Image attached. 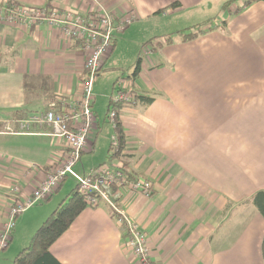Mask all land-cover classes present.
Segmentation results:
<instances>
[{"label": "crops", "instance_id": "crops-1", "mask_svg": "<svg viewBox=\"0 0 264 264\" xmlns=\"http://www.w3.org/2000/svg\"><path fill=\"white\" fill-rule=\"evenodd\" d=\"M17 1L37 7L48 2ZM175 1L180 3L176 7L171 5ZM51 5L81 13L102 5L134 11L137 20L170 12L208 13L207 20L219 24L190 39L178 32L186 28L173 32L169 26L161 32L164 39L171 36L163 50L152 53L154 59L142 58L139 74L126 80L137 95L154 99L120 111L124 146L114 160L129 175L152 179L155 189L150 196L119 189V204L146 233L149 264H264V217L246 203L264 189V1L51 0ZM219 17L227 22L221 24ZM190 44L200 48L198 55L178 52ZM83 61L81 46L46 21L23 27L0 21V229L17 198L14 186L20 187L18 197L29 195L61 147L39 128L9 134L5 123L60 100L75 103L85 75ZM210 65L228 66L227 76L210 74ZM154 95H161L163 104ZM96 116L83 154L102 132ZM108 122L111 127L105 128L117 134ZM47 213L18 216L10 243L19 227L27 235L23 243L29 242ZM124 241L110 207L101 203L87 206L51 251L62 264H139L123 248Z\"/></svg>", "mask_w": 264, "mask_h": 264}, {"label": "built area", "instance_id": "built-area-1", "mask_svg": "<svg viewBox=\"0 0 264 264\" xmlns=\"http://www.w3.org/2000/svg\"><path fill=\"white\" fill-rule=\"evenodd\" d=\"M137 20L134 11H112L102 5L94 10L79 12L71 8H46L28 4H16L6 0L0 4V21L18 26H30L38 21H46L59 28L64 37L72 44L81 46L84 53V78L82 89L75 103L63 100L53 104L51 108L29 113L25 117L7 120L4 132L9 134H32L34 128L40 134L49 135L60 142V150L53 155V162L45 169L44 180L24 198L18 197L20 187L14 186L17 197L12 201L5 213V221L0 229V253L10 241L17 217L30 207L49 198L67 176L73 177L78 191L84 196L86 204L96 207L105 203L110 207L111 214L119 223L124 234L123 248L130 251L139 264H149L150 250L146 233L137 222L132 220L119 204V189H127L150 196L155 183L147 177L129 175L115 160L111 163L91 169L81 175L74 170L80 160L89 139L97 127V116L93 110V82L97 72L102 68L104 60L110 55L118 34L124 32L129 25ZM113 102L132 106L135 102L134 89L124 80H118L113 94ZM114 107L107 117L115 127L117 116ZM116 115V118H115ZM48 127V131H42ZM62 142V143H61ZM116 149L119 143L118 134L111 136ZM35 167L34 164H32Z\"/></svg>", "mask_w": 264, "mask_h": 264}, {"label": "rangeland", "instance_id": "rangeland-1", "mask_svg": "<svg viewBox=\"0 0 264 264\" xmlns=\"http://www.w3.org/2000/svg\"><path fill=\"white\" fill-rule=\"evenodd\" d=\"M157 12L161 11L158 10ZM207 14L208 13L193 14L191 12L188 14L176 15L170 12L168 14L166 13L157 18H154L156 20L147 18L141 20L138 19L135 20L131 25H129L124 32L118 34V38L116 40L117 44L108 56L105 66H103L97 72V75L95 76L93 82V94L95 96L93 110L97 115H99L103 129L100 137L97 139L95 147L84 153L82 155V158L74 165V170L76 172L84 175L91 169L96 168L101 164L110 162L114 159L116 160V156L113 155V151L108 149L109 143L111 142V132L109 133V131L107 130L109 126L111 127L110 122H108L109 118L107 117V114L111 95L114 94V82L116 81V79L119 78V80L122 79L124 81L130 79L129 74L134 70V65L139 55H141L143 59L147 57H151L154 59V55L152 53H154L156 50H158V52H161L166 45V43L163 44V37L166 33L161 32H167V28H169V26L173 28L171 29L173 30V32H176V30L182 28H194V25L206 21L208 19V16H211ZM221 18L222 17H219L217 21L220 22ZM190 41L192 40H188L186 42ZM159 44L162 45L160 46ZM195 46L196 45L194 44H190L184 48H181L180 46L177 50L179 53H185L187 56L195 55V52L196 55H198L200 48L194 50ZM207 52L212 59L213 55L211 51L208 50ZM215 57L221 56L216 55ZM189 63L191 64L192 62ZM209 69L210 74L218 75L222 78L226 77L228 74V66L226 65H210ZM154 96L157 97V95ZM159 97L161 99L160 102L163 104V97L161 95H159ZM105 117L106 119H108L107 122L104 121ZM16 141L20 140H15V143ZM14 150H16V148H14ZM76 184L77 182L73 177H68L64 181V184L60 188V190L55 192L50 200L37 203L22 214L27 217L31 214L35 216L38 213L40 214L43 213V211H46L49 212L47 213L49 215L50 212L61 201V199L64 198L62 196H64L66 193H69ZM102 205H105V203H102ZM49 208L50 211H48ZM19 228L17 230V236L15 240L11 242L12 244L10 243L8 247L1 250L0 264H13L14 256L28 244V241L23 243L24 238H26L23 236L27 235H23L22 228L20 232H18Z\"/></svg>", "mask_w": 264, "mask_h": 264}, {"label": "trees", "instance_id": "trees-1", "mask_svg": "<svg viewBox=\"0 0 264 264\" xmlns=\"http://www.w3.org/2000/svg\"><path fill=\"white\" fill-rule=\"evenodd\" d=\"M255 1H264V0H244V4H251L252 2H255ZM8 2H10V4L12 3L22 4L18 2L17 0H8ZM179 4L180 3L178 1L171 3V5L175 7L178 6ZM228 4L229 3L227 2L225 5L227 6ZM45 7L46 8L52 7L51 0H48L47 5ZM221 22H222L221 24L223 23L225 24L227 22V19H222ZM217 25L219 24L215 23L214 20L210 19L200 24L194 25V28L190 27L189 29L186 28L178 32L181 33V37L183 39H190V38H194L198 36L199 34L203 32L208 31L211 28H214V26H217ZM167 37L168 39H164V42H167L166 40L171 39L170 35ZM141 62H142V57L141 55H139L134 65V70L129 74L130 78H135L139 74L141 70ZM118 80L119 78L116 79V81L114 82V86L116 85ZM134 94H135L136 103L142 102V101L151 102L154 99V97H150L146 95H137L135 90H134ZM125 105L126 104L114 105L113 94H112L110 101H109V105H108V112L114 107L113 111H115V114L118 115L120 114V111L122 110V108L129 107ZM116 115H115V118H116ZM116 130L119 136L118 146L115 149L111 142L108 148L109 150L113 151L114 156H117L119 153H121V150L123 149V146H124V136L121 131V122L118 116L116 118L115 131ZM82 155L83 153L81 154V158H82ZM112 161L107 162V163H111ZM107 163H104V164H107ZM104 164H101L99 166H102ZM68 177L70 176H67L66 178ZM50 197L47 198L46 200H49ZM247 202L252 204L257 209V211L264 217V189H261L257 191L255 194H253L248 200H246V203ZM87 206L88 205L86 204L84 196L80 194V192L78 191V186L76 184V186L72 188V190L64 198L61 199V201L57 204V206L42 221V223L38 226V228L33 233L28 244L24 246L14 256L13 264H62L53 255L51 251V246L66 230L69 229L73 221L77 218V216L81 214V212ZM11 239H12V235H11L10 241ZM10 241L8 242V244L10 243ZM262 253H263V258H264V236L262 239Z\"/></svg>", "mask_w": 264, "mask_h": 264}]
</instances>
